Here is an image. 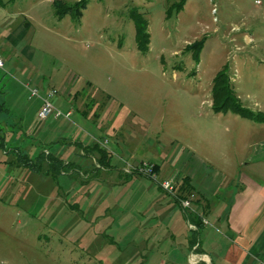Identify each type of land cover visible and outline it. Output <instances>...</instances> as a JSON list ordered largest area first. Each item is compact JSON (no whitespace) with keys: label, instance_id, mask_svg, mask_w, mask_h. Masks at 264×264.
<instances>
[{"label":"rangeland","instance_id":"374dc122","mask_svg":"<svg viewBox=\"0 0 264 264\" xmlns=\"http://www.w3.org/2000/svg\"><path fill=\"white\" fill-rule=\"evenodd\" d=\"M80 1L0 4L30 17L19 50L2 46L0 39L5 64L0 81L9 91L23 88L21 97L34 113L0 112V142L5 143L0 145V258L10 261L6 264H192L193 256L212 264L191 250L189 228L169 225V209L149 213L153 201H143L141 193L153 189L158 195L153 181L139 174V181L113 187L123 184L140 162L156 166L149 161L154 159L161 168L158 178L173 179L181 196L190 153L219 163L226 174L250 158H243L247 152L242 148L252 135L241 130L264 131V123L231 109L217 112L213 88L224 70L243 107L264 115V0H85L80 15L57 13L55 3ZM135 19L142 20L140 26L149 35L142 50ZM203 39L201 51L190 48ZM23 69L26 77L21 76ZM41 82L58 90L57 107L61 97L70 98V119L37 123L36 106L44 97ZM27 85L38 89L39 96L30 97ZM4 98L0 96V103ZM63 122H70V128H62ZM78 143H98L107 150H117L119 144L136 158L123 169L113 161L116 169H100L93 177L86 171L98 166V155ZM57 145L66 147L69 161L78 162L79 175L55 179L46 164L36 173L18 159V150L31 159L42 151L60 155ZM177 151L182 159L173 164ZM205 165L204 175H212L214 167ZM194 195L187 198L198 211ZM139 222L146 224L145 230L137 229ZM68 249L77 255L70 259L62 253Z\"/></svg>","mask_w":264,"mask_h":264},{"label":"crops","instance_id":"0c3cea01","mask_svg":"<svg viewBox=\"0 0 264 264\" xmlns=\"http://www.w3.org/2000/svg\"><path fill=\"white\" fill-rule=\"evenodd\" d=\"M16 17L18 18L16 19ZM29 19L30 17L25 14V11L15 14L6 11L5 7L0 5V39L1 41L3 39L2 46L5 45V47H8L9 44V49L13 51L19 50L20 44L28 36L27 28ZM24 51L21 53H24ZM27 72V69H23L21 76L26 77L28 75ZM1 84L0 86H2ZM40 85L41 87L38 88L41 90L42 96H45L49 89L44 87V82H41ZM67 86L63 87L64 90ZM3 88L7 91L6 98L3 101H5L8 111L14 113H31L33 116L32 108L21 97L23 95V88L12 87L10 91L7 90L5 85H3ZM8 93L12 97L9 98ZM61 98L59 100L61 108L64 107V111L70 110L68 107L70 98ZM66 103L67 107H65ZM41 104L42 100L36 106L37 112ZM67 123L63 122L61 127L66 129L70 128L71 123ZM241 131H243L242 135L246 132L247 135H252V141L251 143H246L242 148L243 152L245 150L247 152L244 156L242 155L243 158L247 156L250 158L245 160V162L235 163L239 166L237 175H235V164L232 167L234 171H231V174H226L217 167L220 166L219 163H212L210 158L202 159L196 156L195 153H190L184 161V170L188 172L184 178L190 180V186L193 190L192 193L195 194V208L199 209L197 212L201 210L199 213L210 221L209 226H205L200 235L201 247L204 253L198 255L210 258L212 264H264V131L258 130L257 128H252L251 134L249 132L250 129H243ZM65 149V146L57 145V151L61 154L55 155L70 162L68 160L69 155L65 156L64 154L67 151ZM109 151H111L113 161L118 166V169H123L124 163H128L129 159L136 158V154L131 152L130 148L120 146L119 144L117 150L110 148ZM144 158L140 159L139 162L146 160ZM181 159L182 156L180 155L179 157V151H177L172 163L174 164V161L180 163ZM149 161H153L156 165H159L154 159H149ZM73 162L78 164L77 161ZM206 162L212 168H215L210 169L212 171V175L210 176L204 175V167H207L205 165ZM159 172L161 174V168ZM137 181L139 180L134 176L130 181H125L123 184L114 186L113 188L121 186L122 188L127 187ZM155 184L157 185V183ZM155 184H153L154 188L156 187L160 194L154 195L153 189L141 193L143 195L141 197L142 200L149 197L153 201L154 207L149 206V213L156 214L162 210L169 209L171 212L169 214V225L174 230H180L183 227L185 229L188 228V221L182 210L176 206L172 200L173 198L169 196L171 199H166V195L164 196V193L162 194V191ZM165 203L167 207L163 206ZM153 221L156 220L153 219ZM192 223L195 224L194 222ZM145 225L143 222H139L136 227L137 229L145 230ZM171 243L174 244L175 242L171 241ZM153 246L159 248L160 242L158 241ZM62 253L67 254L70 259L77 255V251L74 249L62 251ZM82 253L95 259V256L88 251L82 250ZM136 253L138 254V252ZM158 256L161 255L159 254ZM207 262L203 258L199 264H207ZM2 263L6 264L10 263V261L0 258V264Z\"/></svg>","mask_w":264,"mask_h":264},{"label":"trees","instance_id":"16d2710c","mask_svg":"<svg viewBox=\"0 0 264 264\" xmlns=\"http://www.w3.org/2000/svg\"><path fill=\"white\" fill-rule=\"evenodd\" d=\"M186 0L183 1V4ZM2 3V0H0V4ZM85 0L80 1L76 4H62L60 2L55 3L57 7V13L61 15V17H64L68 14H76L80 15L81 14V8H84L85 5ZM133 16V15H132ZM137 21L136 25V39L138 41L139 48L142 50L144 47L147 46L148 40H149V35L146 32V28H143V26H140V23H142L141 19H135ZM140 22V23H139ZM205 40H201L200 42H196L192 44L190 48L192 49H199L200 51L203 49ZM197 53V52H196ZM1 83V81H0ZM3 86L0 88V96H5L6 94L3 91ZM213 96L215 98V103L213 108L219 112L222 110H233L237 115L242 116L243 118L250 119L259 123H264V115L260 113H254L250 111L249 109L243 107L242 103L239 102V100L235 97L234 91L232 90L227 78H226V73L224 70L220 71L217 76L214 79V88H213ZM4 98V99H5ZM8 111L7 106L5 101H1L0 103V112H5ZM4 140V138H3ZM79 147L87 151L88 153L91 152V154H97L98 159H97V167H95L92 170H87L86 173L89 175H98L100 172V169H108V170H114L113 165V155L112 153L101 147L98 143H94L91 145H84L82 143H78ZM1 146H5L4 141L0 142ZM18 156L19 160L21 162V165L30 168L31 171L40 173L43 171L44 165H47V173L49 175H52L53 178H57L59 175H68L69 177H74L75 175H79L81 171V167L79 164L75 162H67L53 153H47L45 151H42L35 159H31L27 154L22 153L20 150H18ZM160 170V167L158 165L155 166V172L158 175ZM139 175L136 172H131L125 175L126 177V182L130 181L134 176ZM151 181H154L152 178L145 177ZM155 182V181H154ZM156 183V182H155ZM158 188L164 193L162 188L158 185ZM182 190L181 196L173 197V201L176 203V206L179 207L186 220L190 222H194L197 226L196 231H191V238L189 241V245L191 249H194L197 245L198 247L196 248V253L197 254H203L204 250L201 247V242H200V235L205 227L203 223V216L199 212H188L183 210L180 204V200L187 198L188 195H190L192 192V188L190 186V180L188 178L183 179V184L180 188ZM189 192L186 195H183L184 192ZM166 193V192H165ZM167 194V193H166Z\"/></svg>","mask_w":264,"mask_h":264},{"label":"built area","instance_id":"2783aa9c","mask_svg":"<svg viewBox=\"0 0 264 264\" xmlns=\"http://www.w3.org/2000/svg\"><path fill=\"white\" fill-rule=\"evenodd\" d=\"M4 65H5L4 61L0 56V68H4ZM27 88L30 90L31 93L30 97L39 96L38 89L31 88L29 85H27ZM58 95H59L58 90L56 88H52L47 92V94L43 98H41L42 104L37 114V123H42L51 117L69 118V119L72 117L73 115L72 110L64 111L63 109L57 107L54 104V101L57 99ZM132 172H136L137 174L152 178L156 183H158V185L162 188L164 192H166L167 194L173 197H177L174 180L173 179L160 180L155 172V166L153 164L147 162H140L137 165L132 166ZM192 202L193 201L190 198H184L180 200V204L183 210L196 213L197 210L194 209V207L192 206L193 205ZM203 223L205 226L210 224V222L204 217H203ZM188 228L190 231L197 230V226L190 221H188ZM197 247L198 245L193 249V251L196 250ZM200 260L202 261L203 258L197 259L196 257L193 256L190 258V262L192 264H198L200 263Z\"/></svg>","mask_w":264,"mask_h":264}]
</instances>
